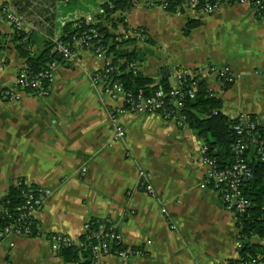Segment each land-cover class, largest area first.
<instances>
[{
  "label": "crops",
  "instance_id": "0c3cea01",
  "mask_svg": "<svg viewBox=\"0 0 264 264\" xmlns=\"http://www.w3.org/2000/svg\"><path fill=\"white\" fill-rule=\"evenodd\" d=\"M8 1L14 10L19 3L25 7L23 17L28 12L30 19L43 23L26 18L25 31L52 36L63 19L62 11L48 15V8L35 15L30 11L34 2L26 7V1L17 0L16 6V0ZM163 1L136 0L122 15L128 36H143L128 48L144 57L139 71L172 88L179 87L183 75L199 78L220 99V113L230 119L254 116L264 127V22L255 16L250 0L223 5L211 15L183 6L170 13L160 7ZM81 2L83 8L65 18L94 22L102 13L101 1ZM190 20L199 26L185 35ZM0 33H13L1 14ZM118 33H124L121 27ZM107 61L105 54L79 46L76 58L55 70L47 94L20 92L16 100L0 99V195L18 180L50 191L34 215L36 237L7 235L0 241V264H72L57 256L47 237L63 235L79 243L91 219L113 223L124 247L116 254L96 256L93 264L238 260L235 215L224 208L217 192L199 187L206 169L199 152L202 142L186 124L159 114L127 113L118 120L124 139L112 140L108 112L123 101L92 82ZM23 67L12 46L4 50L0 87L12 88ZM211 68L228 69L234 81L225 84ZM140 171L149 174L153 197L142 189ZM252 243L264 247V240Z\"/></svg>",
  "mask_w": 264,
  "mask_h": 264
},
{
  "label": "trees",
  "instance_id": "16d2710c",
  "mask_svg": "<svg viewBox=\"0 0 264 264\" xmlns=\"http://www.w3.org/2000/svg\"><path fill=\"white\" fill-rule=\"evenodd\" d=\"M25 1L27 2L26 7L30 5L29 0ZM99 1H101L99 7L102 13L97 16L94 23H89L83 17L65 18L68 13L83 8L81 0H47L49 5H54L55 10L62 11L63 19L57 22L55 34L49 36L34 30H15L11 36L0 33V54L12 46L18 57L24 61L28 76L36 77L46 69L48 64L61 62L62 57L55 51L57 44L67 45L73 52L77 50L76 41L84 39L87 41L89 38V43H93L95 47L104 52L106 57L110 58L107 66L108 72L97 73L100 77H105L104 80L109 81V85H118L123 93L130 95L132 99L139 92L145 97L153 96L157 91L166 94L170 92L172 87L166 81L156 84L155 80L139 71V67L144 63V57L138 51L128 49L131 45L134 46L137 40L125 36L124 33L127 34L128 31L122 15L133 7L136 0ZM196 1L197 9L218 2V0ZM221 1L223 0H219ZM18 3V1L15 2V6ZM166 3L165 10L175 13L180 10L182 1L166 0ZM250 4L257 18L260 19L261 6L256 5V0H251ZM1 8L0 6V10ZM21 8L25 10V7L19 3V8L15 11L21 14L23 12ZM53 20H56L55 17ZM198 26L197 21L190 20L186 23L183 32L187 35ZM119 27L124 33L112 34L109 30L110 28L118 31ZM93 35L96 36L93 37ZM81 48L84 47L81 46ZM179 87L181 95L178 99L182 105L180 113L184 116L185 124L201 140L202 146L206 148V156L214 159L218 168L224 169L233 164L235 155L232 148L237 141L246 145L241 156L251 169L252 178L242 184L241 190L250 205L243 214L235 213L240 241L239 258L229 261V264H246L252 259H257L258 264H261L264 260V247L253 244L252 240H264V161L260 158V153H264V127L257 122L254 116H249L250 122L255 124V129L250 133L243 131L242 134H236L234 127L239 124L240 117L230 119L220 113L222 106L220 99L207 88L203 81L183 75ZM189 92L193 93L192 98L189 97ZM251 140L254 142L252 143ZM27 188L20 180L19 186H11L5 195L0 196V209L3 208L6 211L0 212V234L8 222L14 221L20 214L26 212L22 207L26 204L24 194ZM109 222V220L91 219L86 223L84 233L78 241L79 244L71 243L62 246L57 256L64 263L93 264L95 258L92 247L99 242L95 238H103L102 235L99 236L100 227ZM28 223L31 230L29 237H36L37 222L33 219ZM50 236L48 235L47 238ZM109 249L110 252L115 253L123 250L124 247L113 241L109 242Z\"/></svg>",
  "mask_w": 264,
  "mask_h": 264
},
{
  "label": "built area",
  "instance_id": "2783aa9c",
  "mask_svg": "<svg viewBox=\"0 0 264 264\" xmlns=\"http://www.w3.org/2000/svg\"><path fill=\"white\" fill-rule=\"evenodd\" d=\"M239 2H245L246 0H238ZM251 1V0H250ZM196 11L203 13H208L214 11L218 2L211 6H206L204 8L197 9L196 0H185ZM220 3V2H219ZM256 5L261 6L262 13L260 14V20L264 21V0H256ZM0 14L4 19L10 24L11 28L15 30H24V18L21 14L16 12L9 4L8 0H0ZM167 3L162 5L163 9H166ZM94 34V32L92 31ZM96 35H93L95 37ZM89 38L75 42L77 47L76 51H71L67 45L57 44L55 51L62 57L61 62H53L47 65L46 69L39 73L36 77H29L25 67L21 68L18 71L16 81L12 88L4 89L0 87V99H12L16 100L20 92H28L38 96H43L47 94V91L50 88V85L54 78L55 70L62 65V63L72 62L78 53V47L83 46L86 49L92 50L97 55H102L104 52L95 47L93 43L88 42ZM110 61H107L102 72L104 74L108 72L107 66ZM215 70L214 68L210 69V72L217 73L220 76H224L223 73ZM105 78V77H104ZM104 78L100 77L97 73L93 76L92 82L95 86H100L102 90L112 98H122L123 105L111 112L110 122L113 126V137L114 142L122 141L125 136V131L123 127L118 124V116L124 115L127 113L131 114H159L164 120L175 122L176 124H185L184 116L180 113L181 103L178 97L181 95L180 87L172 88L170 92L163 93L161 91L155 92L153 96L145 97L141 92L132 99L130 95L124 94L122 89L116 85H109V81H105ZM222 79V78H221ZM223 80V79H222ZM226 80H228L226 78ZM180 85V84H179ZM189 97H193V93L189 92ZM166 102V103H165ZM240 122L234 127L236 134H242L243 131L250 133L255 129V124L250 122L249 116L240 115ZM253 143L254 140H251ZM246 145H242L237 141L232 148V151L235 155L233 164L227 168L220 169L216 165V161L212 158L206 156V148L201 145L200 156L202 163L205 166V177L204 180L199 184L200 188H210L211 190L218 193L220 201L225 209L237 214H243L245 209L249 207L250 203L242 194V184L252 178L251 169L248 167L245 159L242 158L241 154ZM260 158L264 161V153H260ZM139 179L142 189L150 195L154 196L153 189L149 183V174L145 171L139 172ZM19 186L20 180L16 181L13 186ZM28 190L24 194L26 198V204L22 207L26 212L20 214L12 222L4 227L3 232L0 234V241L9 234H14L18 236L30 235V228L28 222L34 219L35 213L42 207L46 199L50 195V191L41 188H32V186L26 185ZM0 212H6L3 208L0 209ZM1 217V215H0ZM7 217V216H6ZM28 220V221H27ZM28 223V224H27ZM86 228V225L84 229ZM102 235L103 238H95L99 242L92 247V252L94 258L96 256L109 255V242L120 243L121 236L117 231L116 226L109 222L104 226L100 227L99 236ZM100 239V240H99ZM48 242L51 246V249L54 252H58L62 246H67L73 243L66 236L53 234L48 238ZM79 244V243H76ZM126 252H118V255L125 256ZM116 254V253H113ZM246 264H258L257 259H252Z\"/></svg>",
  "mask_w": 264,
  "mask_h": 264
},
{
  "label": "rangeland",
  "instance_id": "374dc122",
  "mask_svg": "<svg viewBox=\"0 0 264 264\" xmlns=\"http://www.w3.org/2000/svg\"><path fill=\"white\" fill-rule=\"evenodd\" d=\"M17 1V0H16ZM19 1H21L22 3L25 1V0H19ZM29 1H31L32 3H31V5L33 4V2L35 3V5H34V7H33V9H31L30 11H33V12H35V15H38V14H43V13H45L46 12V10L48 9V15L49 14H51V12L54 10V8H53V6L54 5H50L49 6V4H46V3H48L47 2V0H29ZM239 3V1L238 0H223V1H221L217 6H216V9L212 12V11H210V12H208V13H206V15H211V14H213L214 12H216V10H219L220 8H221V6H223V5H230L231 3ZM164 3H166V0H164L163 2H161L160 3V7H162V5L164 4ZM240 3H243V2H240ZM21 4V3H20ZM44 6H46V7H44ZM182 6L183 7H185L188 11H190V10H192V11H195V9L193 10L192 9V7L191 6H189V4L187 3V2H185V0H183L182 1V3H181V5H180V7L182 8ZM41 7V9H39V10H37L38 8H40ZM178 8H179V6H178ZM22 14H23V12H21ZM254 13H255V10H254ZM29 13L27 12L26 14H24V21H25V24H24V29H25V26H26V24H28V18H29ZM23 16V15H22ZM255 16L257 17V15H256V13H255ZM26 18H27V20H26ZM84 18V17H83ZM30 19V18H29ZM78 19V18H77ZM85 19V18H84ZM30 21H32V23L34 22H37L36 24L38 25V23H40L42 26H43V23H41V21H39V19H37V20H35L34 18H33V20L32 19H30ZM49 21H50V19H49ZM49 21H48V23H49ZM44 22V24H47V21L45 20V21H43ZM95 22V21H94ZM94 22H91V23H94ZM264 22V21H263ZM9 24V23H8ZM29 25V24H28ZM13 30V29H12ZM109 30L111 31V33L112 34H117V31H113V30H111L110 28H109ZM13 32H14V30H13ZM137 33H139V34H137ZM136 33V36L134 37L136 40L137 39H141V38H143V36L142 35H140L141 33L140 32H137ZM13 34V33H12ZM134 34V33H133ZM125 36H128V34H126L125 33ZM108 58V57H107ZM108 59H110V58H108ZM19 70H21V69H19ZM220 73H223L224 74V76L222 77V76H220V75H218V77L223 81V82H225V84H231L233 81H234V78H233V76H232V74L230 73V71L228 70V69H224V68H222L221 70H218ZM226 78L228 79V80H226ZM4 100H10V99H4ZM121 100H122V98H121ZM11 101H13L12 99H11ZM123 105V104H122ZM118 109V108H117ZM114 110H116V109H114ZM111 111H113V110H110L109 112H111ZM108 112V117L110 116L109 113ZM125 115V114H124ZM134 115H137V114H134ZM138 115H141V114H138ZM123 115H120V116H118V117H122ZM110 118V117H109ZM118 120H119V118H118ZM118 124H119V121H118ZM14 184H15V182H14ZM13 186V185H12ZM1 196V195H0Z\"/></svg>",
  "mask_w": 264,
  "mask_h": 264
}]
</instances>
